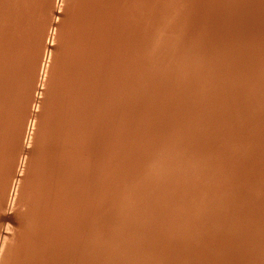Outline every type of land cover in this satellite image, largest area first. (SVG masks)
Here are the masks:
<instances>
[{
	"label": "bare ground",
	"instance_id": "1",
	"mask_svg": "<svg viewBox=\"0 0 264 264\" xmlns=\"http://www.w3.org/2000/svg\"><path fill=\"white\" fill-rule=\"evenodd\" d=\"M57 9L60 10L59 13H57L58 12ZM245 86L249 88L250 90H248V93L244 95H240V100L233 101V98L231 99V97H229L231 95V92H235V91L238 92L241 89L244 90L243 88ZM263 87H264V0H0V198L5 195L7 197L6 199L8 198L10 199L9 196H11L12 204L15 205L19 209V211L22 212L20 214L18 211L17 212L13 211L14 212L13 214L16 215L15 213H18L17 214L18 216L22 214L26 215V213L29 212L32 208L36 209L37 207H34V205L35 206L43 205L42 207L44 209L41 207L43 210L39 207V209L42 210L43 214L41 211L39 212H41V215L43 216L41 217L40 214L37 215L36 213V216H39L41 218L36 217L32 219V220H35L36 222V219L39 218L40 221L37 219V224L39 222L40 223L43 222V220L45 219V218L43 219L44 214H45L44 212H46V210L48 211L49 209V211L46 212V214L48 215L45 216L46 220L48 219V223L45 224L46 222H43L44 226L39 223L38 225L39 226L41 225V228L39 229L37 228V225L35 222L32 223L33 221H31L32 224L30 223L31 224L30 226L28 225V222H30L31 220L29 219L30 217H28L27 224H26L25 219H27V217L25 218V216L23 215L25 218L23 219L24 220L23 222H25L26 227H29L30 229V227L35 224V226L32 227V229H30V231L33 233V234L31 233L32 236L36 234L34 233V231H32L34 228L38 229V232L40 231V234L41 232H43L44 234L45 230L48 228L47 225L49 223H50V226H53V227L54 226L56 227L58 224H60L61 228L57 226L56 229L59 227L58 229H62L65 231V229L62 228V225H61L62 222L60 223L59 221H57V224H55L57 216L59 217V215L62 213L60 212L61 210L63 211L66 209V208L62 209V207L63 208L65 207L66 205L65 203L69 202L68 203L69 205H66L67 207L66 210L68 212L70 211V213L74 212L76 208L77 209L79 208L77 207V202L76 201H75L76 203L74 202V204L76 205L75 206L73 202L71 201V198L72 199L75 198L77 199V201L79 199L78 201V206H79L82 203H83L82 205H85L86 203L89 202V201H87L86 203L83 202L84 199L80 198V196L82 197L83 194H84L83 195L84 198L87 197V194L89 192L91 193L88 194V197L92 193L94 194V195L92 194V196L93 197L95 196L96 191H94L95 193L91 191L92 190L91 188L95 186V184H93V182L91 183L90 181L92 179L95 181L94 179L95 177L93 173H95V170L96 171L100 170L98 168L101 167L102 161L103 162L106 161L107 163H109L107 166L108 167L107 169L109 170L108 172L111 171L109 169L110 166H113V165L117 166L119 163H121V161L124 162L123 159L126 160L125 163H127V160L128 161L130 160L132 162L141 161L138 163H140V166L141 165L144 166V168L140 169L142 171L143 169H145V166L147 167L145 163L148 162L147 163L148 166L155 169V171L157 172L156 174H160V176L162 175V177H160L162 179L159 178L160 179L159 182L162 183L163 181V184H165L164 181H167V179H164L163 176L167 175L168 172L170 171V170H166L167 168L165 169V167L171 168L168 165L166 166V164L171 162L170 165L172 166L174 165V162L177 163L179 161H180L179 163L182 164L181 161H184L185 159L183 156L184 152L186 154L188 152L192 153L190 156H189V153L187 155L190 158L189 161L191 160L194 161L191 164L192 168H189L192 171L190 170V171H185V172L194 171L196 173V171H200V166H202V163H205V162L201 163V161H204L206 159H210L213 162V164H217V165H219V163L224 160L228 161V158L227 159L225 158L224 160H222V158L219 157L218 156L219 154L216 152L215 154L216 155L218 154L217 156H215L214 154L210 155L207 149L209 150V148L213 146L216 148H220L219 151H222L220 146H222V148L223 146H228V147H224V149L229 148L233 145V142L235 143V140H239L238 142H240V144L237 142L239 145H236V146L237 148H240L241 150L240 155L242 156L238 157L237 155L239 154H235V153L236 152L239 153V152L236 151L235 148L233 147L236 152L235 153L232 152L233 148L232 149L229 148L230 149L229 151L226 149L227 152H230L231 150L232 151L230 155L227 154L225 156L226 151L223 150L224 157L228 156L229 158H231V156L234 155L235 157L237 156L238 158L242 157V159H244L243 161H241L242 159L241 160L237 159L241 162H244L247 160L248 163L249 161L250 162L254 161L253 163H256L255 161H258L257 163L260 162L262 164L261 165L259 164L257 166L256 165L257 163H256L254 166H257V167L254 168V166H250V163L249 165L248 163H244L242 165V163L238 161L242 167V168L240 167L241 168L240 171L238 170L239 166L236 171H230L228 169L229 167L227 168V166L230 165V160L232 162V159L234 156L231 159H229L228 164L227 162L225 163L227 166L225 165V168L222 166V169L225 170L227 168L229 171L226 170L228 171L226 174H224L225 171L224 172L222 171L224 174L222 179L219 178V175H218L217 179L218 178L221 179L220 180L221 184L219 185L220 187L219 186L214 187L216 188V190L220 188L217 192L218 194L216 193V196L218 198L217 202L220 201L221 206L215 207L214 205H216L217 202L214 203V199H213L214 197L213 198L209 197L213 199L214 205H212V203L209 202V205L207 204L208 211H209V213L206 214L207 217H204V218L201 217V219H199L200 221L204 219L203 220L204 224L202 223V221L201 222L199 221L202 224L201 226L199 224V228L200 227L201 228L197 229L198 230L197 233L195 232L197 235L196 236L197 238L195 236L194 238L196 239H193L192 237H190L188 241H185L187 242L185 243V245H183L184 243L182 244L181 242L180 243L182 245H180V243L177 244L176 242H179L178 240L177 241L174 240L175 241V244H174L173 241L171 240L172 241L171 243L174 246L171 248H174V250H171V248H168V249H170L174 253L184 252L188 249V252H190V255L192 256V261H193L192 262L190 260V262L196 263V264H264V208H262V210L258 209L259 208L258 206L260 205L261 207V203H262V201L258 202L259 198L258 199L256 198L257 204L259 203V205L257 206L258 207L257 209L261 211L252 212V210H255L256 208V207L255 208L253 207L254 209L252 208V206L256 204L255 198L253 199V197L254 196L257 197V195L260 194L262 191L264 192V94H262L264 93ZM233 97H235V95ZM237 98L238 96L235 99ZM244 111H246L247 114H249V117H247L248 115ZM243 115H245V117H247L248 119L243 117ZM227 119L229 121L230 120L233 121V123L236 122V124H238L237 126L239 127L238 130L243 129L241 130V132L239 131L242 138L240 136H237L238 132L236 133V131L232 127L233 126V124H231L232 122L230 123L229 121H227ZM225 120L227 121L226 122L227 124L228 122L230 123V126L227 125L228 128L226 127L227 128L226 130L229 129L230 131V128L232 129L230 133H226V134L223 133V134L228 136L229 134L235 133V135L234 134L233 135L236 136V138L233 136H230V137L224 136L223 138L220 136V134L222 135V133L218 134V132L216 131V129L217 130L219 129L220 131L222 127L226 126ZM223 132H225V129L223 130ZM101 135H105V136L101 138L100 137ZM117 135L120 138L117 137L118 139H115ZM238 137L239 139H237ZM243 137H245V139ZM29 138H30L29 140L30 145L33 146L34 148V150H31V149L29 150L34 152V154L33 156L32 155L29 156L30 154L28 155L26 153V155L24 156L23 150L25 148L22 145H24L26 140ZM119 139H121L122 142H120ZM243 139L245 143H243ZM116 140H119L118 144H116L118 146L114 145L115 143H117ZM201 140L205 142V144L202 145L203 147L200 146L202 148L198 149L199 148L198 147L199 144H198L196 150L194 148H193L194 150L192 151L189 149H185L186 147L187 148L191 147V145L188 147L187 145H185V143L188 142L187 143L188 145L190 142H192V144L193 142H197V141L198 142L200 141L199 143H202ZM252 140H255V141H252ZM27 144L25 143L26 146ZM21 147H23L24 149L21 150ZM182 147H185V148H182ZM29 148L31 147L29 146ZM212 148H210V152ZM29 150L27 149L25 151L27 152ZM216 150L213 149V151H216ZM31 151L29 153H31ZM219 151L217 150V152ZM155 154H157L156 156L157 158L156 159L152 158L153 160L150 161L152 155H155ZM99 158L101 159V162ZM147 158H150V160L148 161ZM181 158L182 159L184 158V159L182 160ZM237 160H235L236 163L234 162L232 169H234L235 167L237 168L236 166L237 164L239 165ZM189 161L186 160V162L188 163L185 162V164L186 165L189 164ZM21 163L23 164L24 168L26 166L28 167V169L26 170H29L31 165L33 166V168L34 167L37 168V169L35 168L36 171H34L32 174L28 172V175H27L26 172H24L27 176H29V178H32V175L34 173H35V176L37 175V177H35V184L32 185L31 183L32 185L31 188H27L28 184L27 186L26 185L21 186L20 182L17 183V186H14L16 182H15V178L14 179L12 178L13 173L11 174V172L14 171L16 167L18 169ZM253 163H251V165H253ZM104 164L105 163H103V166L107 165V164L105 165ZM127 164H125L124 166H126ZM134 164L137 165V163H134ZM180 164L177 163V166L175 165V167L179 168ZM120 165L121 167L123 166V164H120ZM203 166L205 167V164ZM206 166H209V164ZM246 166L247 167L250 166L248 167V169L254 168L253 171L250 169L247 170ZM121 167H117V168H121ZM230 167H232V165H230ZM244 167H246L245 168L246 170L243 169ZM128 168L132 169V167H129V166ZM133 168L135 167L133 166ZM208 168H207V171L206 169H203L204 171L207 172L206 173L202 171L203 174L213 175L214 170L211 173H208L209 172L208 170L210 169ZM256 168H258L257 170L258 172H256ZM121 169L123 170L118 171V169H113L112 172L110 173V176H111L110 180L114 181L113 183H115V181L122 179V178L126 179L124 176L127 175L128 177V174L132 172L131 171L129 173L131 169L125 170L124 167H122ZM181 169H184V168H181ZM259 169H261L260 172H259ZM92 170H94V172H92ZM165 170L166 172L168 171L167 174ZM180 170L175 171L174 169V172L176 173ZM216 170L221 171L219 169H216ZM254 170H255V173H259L257 174V176L254 175ZM102 171H104V169H102ZM248 171L253 172L252 173L253 178L259 176L258 178H255V180L257 179L256 184L253 183L255 181L252 180L253 178L251 177V174L250 176L247 175ZM16 172L17 171H14L15 173L14 175H16ZM139 172L137 173L138 175H140ZM151 172L153 173L154 171L150 170V173ZM18 173L19 172H17V174ZM24 173H22V175H24ZM100 173L101 171L95 174L96 177L99 176ZM104 173L103 175H105ZM132 173L134 175L135 170ZM219 173H216V174H219ZM171 174L174 175L172 172ZM177 174H179V172ZM199 174H196V175H199ZM189 175H191V173ZM212 175L211 177L215 178L213 177L214 175L213 176ZM132 176L129 177V180L132 178ZM149 176L151 177V175ZM19 177H21V175ZM183 177L185 176L183 175ZM205 177L207 178L209 177V175ZM81 178L83 179V181H81L82 180ZM103 178L104 176H102L99 179H103ZM134 178L136 179V177ZM196 178L197 177H195L194 179ZM250 178L252 179L250 180ZM78 179H81V180H78ZM98 180H97V183H98ZM146 180L148 182L147 177H146ZM155 180H158V179H155ZM206 180H208V185L206 184V187L209 186V183L211 184V182L212 184H214L213 183L214 181H211L213 179L210 180L209 178ZM206 180H205V183H207ZM78 181H81V182H78ZM103 181L101 180V182ZM123 181H121V183H123ZM177 181L176 183H178ZM249 181H252L253 183L252 185V183L250 182L251 184L250 187L247 186L249 190L251 186L253 187L255 185V187H253L251 192L255 188H257L259 191L261 190L260 192L256 191L258 192V194L256 192L254 194V191L252 192L254 194V195L251 194L253 195V197L251 198L252 201L249 198L251 195H250V192H248V190L246 191L248 192L250 196L248 195V198L245 197L247 196L246 195L247 193H245L246 192L245 189L247 188L244 189V187L246 186L245 184L246 183L248 184ZM17 182H18V179H17ZM136 182L137 181L135 180V182L131 184H134V185L137 184L138 186L139 184L138 182L137 183ZM141 182L142 181H140L139 183ZM171 182H172V179H171ZM186 182L184 180V183ZM107 183H109V181H107ZM124 183L122 184V186L125 187V189L123 187L124 189L123 191L127 192V193L124 192L125 196L122 194L123 191L121 190L122 189L121 185H119L121 187V189H119L120 192H118L119 191L117 187L118 184L116 188L114 185V189H113L115 191L118 190L116 192L117 194L119 193L124 196V197L118 196L119 194L117 195L118 201L121 203L124 202L122 206H120L121 203L114 202V201H117V198H116L117 196H114L116 199L115 198L113 199L111 197L113 196V192L115 193V191L111 192L112 193L111 195L108 194L109 195L108 197H111V199L107 197L108 201L110 199V203L112 205L115 203V204H118L121 208H126V207H123L127 205V204L125 205V199H126V202L129 203L128 197L130 193L128 192H130L129 191L130 188L131 189L133 188V185L132 187H130L131 185L129 186L128 185L129 183H127L126 185H124ZM146 183L144 182L143 184H146ZM173 183L175 184V182ZM99 184L100 183H98V186H95V188L97 187L100 193H102L101 185H103V183H101L100 186ZM109 184L112 185V182ZM109 184H105V185L109 186ZM143 184L142 186L144 187L148 183L146 185H143ZM155 184L156 183H154L153 186L156 188ZM195 184H198V183H195ZM84 185L86 186L84 187ZM105 185H103L102 189H105L104 188ZM165 185L167 187V184ZM216 185L217 183L214 186ZM68 186L70 187L73 186V187L71 189ZM126 186L130 188L127 190ZM154 187L151 188L152 189L151 191H154L153 190ZM112 188L113 187H111V189ZM137 188H133L134 191L132 189L131 192L133 191V194H134ZM147 188H148V185L146 188H143V189L145 190ZM197 188L195 189V191L197 190ZM138 189L143 191V189H141L140 187ZM207 189L209 188H206V191L209 193ZM210 189L211 190L213 189V187L211 188V185H210ZM242 189H244L243 190L244 194L241 191ZM29 190L31 191L29 192ZM66 190L67 192H69V194L72 192L71 194L72 197L69 195L70 198H68L69 196L67 195V193H65ZM93 190L95 189L93 188ZM140 190H137V191H140ZM155 190H156L155 192V195H156L157 188ZM170 190L171 192H173V190L175 189L173 190L170 189ZM105 191L107 192L109 190L107 189ZM105 191L103 195L104 197L102 199L103 202L101 201L100 197L102 196L99 195L100 193L98 194L97 192L98 197L96 196V198L98 199L94 198L96 199L97 202L91 199L92 197L90 195L91 198H88L90 199V203H89L90 207H88V205L87 206L85 205V208H84L81 205L80 207L84 208V210H82L81 208V211L83 212L81 213V211L78 209L80 212H76L77 217L75 216L74 213H72L73 216H75L78 220H82V218H84L83 214L85 215L89 214L90 216H92V214L94 215L95 210L93 209H96V207L98 208L100 206L99 204L100 202L102 203L105 202V199H106L105 196L107 195ZM175 191H177V189ZM195 191H192L193 192L192 195L195 194L194 193ZM158 192H161V191H158ZM164 192L166 191L164 190ZM263 192L262 194H264ZM138 193H141V192H138ZM144 193L150 194V191L149 192L144 191ZM133 194L132 196L134 197ZM151 194L154 195V193L152 192ZM174 194L176 195V193ZM161 195H164V194L160 193L158 197H160ZM171 195L172 194H170L169 196L168 202L170 201ZM212 195L215 196V192ZM242 195H245L243 196L244 198L241 197ZM34 196H37V197L35 198ZM50 196H52L53 199L50 198ZM56 196H58L57 199L55 198ZM135 196H137V194ZM140 196H142V193ZM205 196L207 198L208 194H205ZM42 197L45 199V202L47 201L48 203L49 201L48 204L46 203L47 205L43 204L45 202ZM62 197L66 198V202L64 203L62 202V201H65V199H63ZM121 197L123 198L121 199ZM197 197L199 196L197 195ZM202 197L204 198V196L201 194V198ZM261 198L264 199V197H261ZM58 199L60 202H62L61 204L64 205L62 207H59V210L57 209L56 206L53 205L54 203L59 205L60 202L58 201ZM112 199H113V203H112ZM138 199H136V201H138ZM140 199H143V198H140ZM239 199L240 201H243L242 202L243 207H244L243 210L241 209L242 207L239 202ZM244 199H245V202H247V199H250V201L255 202V204L248 202V204L246 203L247 205L245 207ZM51 201L53 202L55 201V202L53 203ZM80 201H81V204H79ZM152 201L154 202L153 198H152ZM152 201L150 202L152 203ZM161 201H163V198L161 199ZM176 201H178V199H176ZM176 201L174 203H176ZM205 201L206 199H204V201H202L201 199V202H205ZM9 202L7 201V203ZM50 202L52 206L50 205ZM92 202L94 203L95 206H93ZM134 202L135 201H133V205H134ZM147 202L149 203V201ZM171 202L173 203V201ZM105 203L102 204L100 207H102L103 205L104 207H106L107 205H105ZM131 203H132V199H131V202L129 203L130 207L133 206ZM145 203L146 202H144V204ZM161 203L162 205L158 202V204L161 205L162 207L167 206L166 203H165L166 205L163 202ZM193 203L195 202L193 201ZM220 203L217 204L216 206L220 205ZM263 203H262V207H264ZM70 204L73 205V207L72 206L69 207V209L71 210H68V206H70ZM191 204L192 203H190V205ZM210 204L212 207L214 206L213 208H216L215 210L211 208L213 210L211 212H210L211 209L209 210ZM249 204L252 206H249ZM91 205L95 208H93ZM190 205L189 207L187 206L188 209L190 208ZM108 206L110 207L111 205L109 204ZM248 206L249 208H247ZM45 207L46 208L49 207V208L46 209ZM52 207L53 209H56L57 211L51 210ZM100 207H99L100 210L97 209L96 211L98 212L96 213H99V211L100 213L101 211H105L107 213V211L109 210V207L107 208L108 210L104 207H102L103 209ZM137 207L138 209L141 208L138 205ZM4 208L3 207L1 208V203H0V210L3 211ZM72 208L75 210H73ZM133 208L136 210V206H133L132 208H130V210ZM154 208H152L153 212L157 211L158 213L159 211L157 209L159 207L156 206V209ZM245 208L247 210L250 209V211L248 212ZM150 209H147V210L150 211ZM111 210H109L110 215H113L114 213L111 214ZM204 210L199 211L197 209V211L196 210L195 211L196 212L199 211V213H201V212H204ZM2 211L0 212L3 213ZM51 211H54L52 213L57 214V215H53L52 213L50 215ZM67 211L66 212L63 211L64 214H66V216L70 214V213L68 214ZM123 211L125 212L124 209ZM123 211H122V215L124 214ZM160 211L164 212L165 209L163 211L160 209ZM166 211L165 213L167 212L168 214L171 213V212L169 213L170 210H168L167 212ZM175 212L173 211L174 214H176ZM181 212H183V209ZM187 212L192 214V212L190 211H187ZM5 213H6V209H5ZM5 213H3V215ZM7 213H10V211H7ZM33 213H35V211H33ZM78 213L82 214L81 215L82 218L80 217V214L78 216ZM103 213L100 214L101 217ZM139 213H137L136 215H138ZM205 213L203 215H205ZM72 214H70L71 217H73ZM52 215L56 216L54 218L55 219L54 223H53L54 219L52 220V223L55 225H51V222H49V220L51 221V219L53 218L51 217ZM100 215L95 214V217L99 218ZM143 215L145 216L147 215L146 211H145V214ZM150 215L151 213L149 214V216ZM180 215L182 216V214ZM31 216H33V214H31ZM48 216L51 219L47 218ZM66 216L63 215L64 218L62 216L58 218L59 220L61 217L63 218L64 226L67 225L65 221L71 218L70 217L66 219ZM126 216H128V214ZM126 216L123 215L122 218H126ZM160 216H159V219H160ZM167 216L169 217V215ZM167 216H165V219H164V216L163 217L161 216V218L166 220ZM196 216H198V214ZM85 217L86 219L82 220V222L84 221L83 223H81V221L79 222L77 219L74 220L73 218H71L74 221H78L79 222L78 224L79 225L81 224V227L77 224V222L73 223L74 221L70 220L69 229L71 227L70 226L71 222H72V225L77 224L78 227H80L81 229L85 228V230L88 229V228L86 229L87 222L85 223V221H87L88 219L89 221L91 220L90 222L93 224L92 225L88 221L91 228H93L95 222H97L96 224L98 225L101 222L100 221L101 218L100 220L96 218V220L98 219L96 221L94 220L95 219L94 216H92L93 218L92 217L87 218V215ZM106 217L104 218L102 217L103 220H106ZM108 217L107 219L109 223V220H111V217L109 215ZM135 217H138V216H135ZM175 217L179 218L178 216H175ZM175 217L173 218L175 219ZM189 217H191V215ZM199 217H197V219L193 218V221L191 220L192 222H190L189 220V222L193 223L194 221H196L198 223L197 220ZM157 218L155 216V219ZM173 218L171 217L168 218L167 222L170 219L174 220ZM20 219L21 217H19V219L17 220L20 221ZM92 220H94L95 222H93ZM112 220L111 222H114V221L116 222V220L114 221ZM123 220L124 219H122L121 221ZM164 220L162 222H164ZM177 221H179V219ZM102 223H104V221ZM114 223L112 224L114 225ZM120 223L122 224V222H119L117 225V227L119 226L118 227L119 231L121 230L119 229L121 228L119 225ZM123 223L128 224L129 221L127 223L126 221ZM136 223H140V222L136 221ZM161 223L159 224L161 225ZM1 224H3V222ZM4 224L0 228L1 231L4 228V226L5 227L7 226ZM84 224H86L85 225L86 227H83ZM112 224H109V225H111L112 227ZM146 224L147 223H145V226ZM166 224L165 225L163 224L164 226L162 227L166 228ZM193 224L191 227L192 229H193V226L196 227L197 225V224L196 225L195 224L193 225ZM172 225H173V222H172ZM22 226H23L22 228L23 232L21 229L20 231L22 233L16 234V236L18 239L19 235L23 234L24 236L22 235V237L25 240V238L27 239L29 238V235L28 237L26 235L29 231L26 233L28 228H26L24 224H22ZM74 226L75 225H73V227L71 228V232L69 231V233L73 234L75 228H76L75 230L77 229L81 230L80 228H77L76 226L74 228ZM134 226H137V224ZM158 226L159 225H157V227ZM42 227L43 228L45 227L46 229H43L42 231ZM53 227H50L49 229H52ZM67 227H64V228L68 230ZM129 227H132L130 226V223H129ZM139 227H144V226H141L139 224ZM151 227L153 226L151 225ZM154 227H155V230H154L153 239L156 238L155 236V234H157L156 231L158 232L162 228V227L159 228L160 227L159 226L158 227L159 230H158L156 228V224L154 225ZM9 228L8 230H12ZM13 228H14L13 230L14 233L13 232L12 233L14 234V237L13 236L11 237H13L15 241H17L15 238V232H16L15 228L17 230L21 228V226L19 228L18 227H13ZM91 228L89 227V229ZM95 228L98 229L96 232L101 230L100 227L97 228L96 226ZM135 228L133 232H136ZM49 229H47L48 232L49 231L50 233L55 232L54 229H53L54 231L52 230V232ZM115 229L116 228H114L113 230ZM139 229L137 228V231ZM150 229H153V228H150ZM180 229L182 228L180 227ZM24 230L26 234L24 233ZM47 230H46V233H47ZM93 230L94 229L87 230V231L92 232V233L89 232L88 234L90 235L91 233L92 235L95 232V230L94 232ZM144 230H146V228ZM164 230H167V229H164ZM20 231L17 230V232H20ZM66 231L64 233L66 234V236L68 235L67 237H69L68 238L69 240L73 238L74 243L72 239L69 242L68 239L63 238V236H61V238L60 236H58L60 240L59 238L57 240H59L60 242L59 243L56 242L55 241V239L57 238V235H56L57 231H56L55 234H51V235H55V238L52 236V239L54 238L53 241L56 242L58 246H55L57 248H53L52 249L53 251L52 252L50 251V253L55 254V255L59 254L58 256L63 257L65 255H62V254L60 255V253L66 254V252L69 250H70L69 252H73L75 249L77 248L80 249L79 247L82 246L81 249L83 250L80 249L81 251H84L86 249L89 252H87L88 255L86 252H84L86 253V258H85V254L83 252L81 253V251H79L80 252L79 255L81 256L82 254L84 259H86V263L91 264L90 262L93 261L92 259L94 258L91 254L93 253L95 254L97 250L98 251L96 254H98L100 250V249H97L96 251L94 250L95 252L93 251L94 247L96 246L97 248L99 247L98 244H95L94 240L97 239L99 243H102L104 241L101 242L99 240L100 237L99 238L96 237L98 236L95 234L96 232L94 233L96 235L95 236L96 238L93 236L95 239L91 241V242H94L93 243L95 244L94 247H93V244L90 245L91 244L90 241H87V242L85 241L84 244L90 243L89 245L92 246L91 248L92 253H91L90 252L91 249H89L90 246H88L89 248H83V245L81 243L82 241H84L83 239L87 235L86 234L87 231L83 232L85 236H82L83 234H80V231L79 232L76 231L77 233L81 235V237L79 236L81 238V241L79 243H77L79 240H77V242L75 240L77 238L80 239L79 237L77 238L75 237L74 239V236H76V232H75V235L70 237L71 235L68 234V231L66 233ZM129 231H131V229ZM172 231L173 230H171V233ZM189 231L190 229L187 232ZM58 232L60 233V230ZM101 232L103 231L101 230ZM133 232L131 231V233ZM148 232H149V229H148ZM164 232H168V230L163 231V233ZM190 232L189 234L190 236H192L193 233L191 235ZM2 233L3 232H1L0 235ZM61 233L63 234V232ZM6 234H8V232ZM37 234L39 235L38 239L33 238V237L32 239L33 240L36 239V240L33 241L31 238L30 239H31V242L33 241V242L40 244L41 237L39 233ZM37 234H36V237H37ZM43 234H41L42 239H43L42 241H44L45 244L42 243V241L41 243L43 244V246L44 245L46 246L47 239H45L46 240L45 241L44 238H48L47 235L49 234L48 233L45 235ZM112 234H115V232L113 233L112 231ZM128 234H126V236ZM133 234L135 235L136 233H133ZM116 235L118 237V234ZM184 235H187V234H184ZM100 236L102 237V235ZM123 236L125 237V235ZM135 236H136V239L140 238V237L137 238V234ZM143 236H146L145 233H143ZM147 236H149V233ZM151 236L153 235L151 234ZM159 236L157 237L158 240L161 241V239L164 238L168 243V239L163 237L164 235H162L163 238L161 239H159L160 238ZM106 237L104 239H106ZM112 237L113 236H111V238ZM6 238H7V235H6ZM62 238H63V241H62ZM91 238L92 237H90V239ZM120 238L122 239V237ZM133 238L131 239L133 240ZM20 239L23 241L22 238ZM107 239L109 238L107 237ZM113 239L115 241L116 237ZM128 239L125 240L124 238L123 241H127ZM136 239H134L133 241H136ZM14 240H12L13 244L14 243L16 244ZM149 240L150 242L152 241L151 239ZM25 241L27 243L29 241V244H31L29 239L28 241L27 240ZM98 241L96 242L98 243ZM163 241L164 240H162L161 244L158 243L160 247L161 245H164ZM48 242L50 241L48 240ZM75 242L77 245H79L77 248H76L77 245H75ZM109 242L107 244V247L110 245ZM118 242L120 244V241ZM118 242L116 243L114 242L115 245L113 244L112 245L116 247L118 246L117 245ZM137 242L138 240L136 241V243ZM142 242L139 241L138 243L141 245ZM36 243H34V245L32 244L34 246V249H33V246L31 247V245H27L28 247L26 246L30 251L28 249L26 250L32 253L31 249H33L34 253L29 254V253H26V250H25V253L28 256L30 255L29 258L24 256L25 259L30 260L35 254L36 255H38V253L40 254L41 251L35 252L36 247H39V244L37 245ZM144 243L142 244L144 245ZM148 243L147 242L145 243V247H146V244L148 247H150ZM153 243H156V242H153ZM13 244L11 243L10 239H5L2 242H0V264L5 263L3 262L5 259H8L7 261L8 262L10 261L9 263H12V264H15L16 262L20 264L21 261H22V264L25 263L23 262L24 261L23 257L21 258L22 259L21 261L19 259L23 253L22 249L24 247L22 248L21 246V251H20V250H17L18 245L15 248L16 245H13ZM23 244L26 245V243H23ZM128 244H129V241H128ZM139 244L136 246L138 250L140 249L138 253L140 252L143 253L144 251L142 252L141 250H143L145 247L142 249L141 246L143 245L139 247ZM169 244L170 243H168L167 245L165 244V245L168 246ZM51 245L49 244V246H46L47 248L45 247V249L48 250V248ZM99 245H102V244H99ZM121 245H119L120 249H121ZM154 245H151V247H154ZM11 246L16 249L15 250L16 252L18 251L16 254V252L13 250V252H15L17 256H14L15 254L12 252V249L10 250V248H12ZM124 246L127 247L126 245ZM40 247H41V244H40ZM104 247L106 248L105 245ZM104 247L103 249H101L103 250L102 252H104ZM148 247H146L145 250ZM160 247L157 248V251L160 249ZM51 248L52 247H50L49 250ZM132 248H135V247H132ZM41 249L44 250V247H41L39 249L37 248L36 250H41ZM110 249L112 250L113 248H110ZM150 249H147V250H150ZM47 250H44V251H47ZM77 250H76V253H77ZM154 250H153V253H155ZM105 251L106 253L104 254L107 255V250ZM124 251L126 252L127 249ZM163 251H168L169 254L170 253L173 254L169 250H163ZM69 252H67V255L69 254ZM136 252L137 251L135 250V252L133 253L134 256ZM45 253L46 252H44L43 254L45 255ZM50 253L48 252L46 254V258H49L48 255ZM111 253L112 251H110V254ZM113 253L116 255L114 251ZM130 253H127L128 254L127 256H129ZM184 253L187 254V252H184ZM43 254H40V257L38 258L39 259L42 258L41 255L43 256ZM71 254L73 255V253ZM110 254L108 253V256ZM166 254L168 253L166 252ZM36 255L34 257L37 258ZM55 255L54 256L51 255V257L55 258L57 256ZM79 255H78V258H79ZM89 255L92 257V259ZM101 255L103 254L101 253ZM145 255L146 253L143 256L142 255L141 256L145 258ZM148 255L151 256L150 252ZM148 255L146 257H148ZM157 255L159 254H155L156 257ZM161 255L163 254H161L160 252L159 257H161ZM173 255L179 256L180 254H173ZM68 256L70 257V254ZM114 256L112 257V260L113 258H115ZM119 256L120 255L118 254V257L116 258L118 259ZM134 256L130 255V257H132L131 259H134L133 258ZM138 256L140 255L138 254ZM138 256L135 259L136 261L138 259ZM174 256H172V259H171L172 264L175 263L176 261V260H173ZM178 256H177V259H178ZM191 256L189 257L191 258ZM44 257L42 258L44 261L41 259L43 261L42 264L46 263L49 260L47 259L46 261ZM83 257H81V259L79 260H82ZM88 257L90 258V262H89ZM98 257L99 256H97V258L95 257L96 264L98 263L96 262V260L98 261V259H100V257L99 258ZM110 257L109 259H111ZM153 257L151 256V258ZM156 257L154 259L155 260L154 262H156L157 260ZM186 257H183V260L186 259ZM54 258L53 260L50 258L52 261L49 260L48 263L50 261L54 262L55 260ZM63 258H61L62 259L61 264H65V260ZM74 258L75 257L73 256V260L70 261L71 263H73L72 261H74ZM125 258L126 257H124L123 259ZM61 259L58 257V260L57 261L55 260V263L56 262L58 263L59 261H61ZM102 259L104 261L105 257H103ZM12 260L15 263L12 262ZM41 260L36 261L35 259H33V261H35V263L37 264H41ZM77 260L75 262L76 264L79 263L77 262ZM112 260L110 262H112ZM158 260H159L158 262H160V258ZM164 260L165 261L167 260L166 262L170 261V259H164ZM67 261L69 260H66V262ZM115 261L117 262V260ZM115 261L113 263H115ZM133 261L134 260H132V263ZM178 261H180V258L178 259ZM28 262L29 261H27V263ZM82 262H85V260H82ZM127 262L129 263V260ZM139 262L141 261L139 260L138 263ZM145 262H146V259H143V263ZM166 262H163V263L165 264ZM190 262H188V264ZM35 263L33 262V264ZM86 263H82V264H86ZM95 263L93 261L92 264H95ZM128 263H125V264H128ZM177 264L179 263L177 262Z\"/></svg>",
	"mask_w": 264,
	"mask_h": 264
},
{
	"label": "rangeland",
	"instance_id": "2",
	"mask_svg": "<svg viewBox=\"0 0 264 264\" xmlns=\"http://www.w3.org/2000/svg\"><path fill=\"white\" fill-rule=\"evenodd\" d=\"M57 11H58V12H57ZM57 11H56V12L59 13L60 10L57 9ZM263 88H264V87H263ZM263 88H262V89H263ZM243 89H244V90L241 89V90L238 91V92H237V91H235V92H231V95H230L229 97H231V99L233 98V101H235V100H240V95H244V94L248 93V90H250V89L247 88L246 86H245ZM245 89H247V90H245ZM263 90H264V89H263ZM243 91H244V93H243ZM235 93H236L237 95H236ZM262 94H264V93H262ZM234 95H235V97H233ZM237 96H238V98L235 99ZM246 108H247V107H246ZM247 109H248V108H247ZM248 110H249V109H248ZM248 110H246V111H248ZM246 111H244V112L247 114ZM242 113H243V111H242ZM247 115H248V116H247ZM247 115H246V116L249 117V114H247ZM243 117H245V115H243ZM247 117H245V118H247ZM247 119H248V118H247ZM227 121H229V120L227 119ZM227 121L225 120V125H226V126L223 125V126H225V127H222L223 129L221 128L222 132H221V130L219 131V129H218V130L216 129V131L218 132V134L222 133V135L220 134V136L223 137V138H224V136H227V135H225V134H226V133H230V131H231L232 128L229 127V128H230V131H229V129H228V130H226V129L228 128V126H230V123L232 122L231 124H233V126H232V125H231V126H232L233 129L236 131V133L238 132L239 135L237 134V136H240V137H241L240 132H241V130H243V129H239V130H238L239 127L237 126L238 124H236V122L233 123V121L230 120V121H229L230 123L228 122V124H227V123H226ZM115 122H116V121H115ZM237 123H238V122H237ZM234 124H235V125H234ZM227 125H228V126H227ZM234 126H235V127H234ZM236 126H237V127H236ZM226 127H227V128H226ZM224 129H225V132H223ZM236 129H237V130H236ZM216 131H215V132H216ZM227 131H228V132H227ZM239 131H240V132H239ZM223 133H225V134H223ZM216 134H217V133H216ZM233 134L235 135V133H232V134H229L227 137L233 136V137L236 138V136H234ZM242 135H244V134H242ZM103 136H105V135H101L100 137L102 138ZM245 136H246V135H245ZM117 137H118V135L116 136L115 139L120 138V137H118V138H117ZM227 137H226V138H227ZM241 138H242V137H241ZM243 138L245 139V137H243ZM237 139H239V137H238ZM244 139H243V143H245ZM29 140H30V138L27 139L25 143L27 144V143L29 142ZM119 140H120V142H122L121 139H119ZM119 140H116L117 143H115L114 145L118 144ZM202 140H203V139H202ZM202 140H201L202 143H199L200 141H199V142L197 141L198 143H197V142H193V144H192V142H190L189 145L187 144V143H188V142H187V143H185V145H187L188 147L191 145V147H189V148H187V147H186V148H185V147H182V148L189 149V150L192 151V150H194V149L196 150L197 145L199 144V146H198L199 148H198V149H200V148L203 147L202 145L205 144V142H203ZM233 140H234V139H233ZM249 140H251V139H249ZM238 141H239V140H235V143H237ZM252 141H255V140H252ZM25 143H24V145H22L25 149H24L23 147H21V150L24 149V150H23V155L25 156L26 153H27L28 155L30 154L29 156H31V155L33 156L34 152L31 151V150H34L33 146H31V145H30V142H29V143L27 144V146H28V147H27V146L25 145ZM235 143L233 142V145H232L231 147H229V148L232 149V148L234 147L235 150L238 151L239 153H237V152L234 150V148H233V151H232V150H231V151L234 152V153L236 152L235 154H239V155H237L238 157H239V156H242V155H240V152H241L240 148H237V146H236V145H239L240 142H238L239 144H238V143L235 144ZM243 143H242V144H243ZM182 144H183V143H182ZM194 144H195V145H194ZM121 145H122V144H121ZM121 145H119V146H121ZM185 145H184V146H185ZM29 146H30L31 148H29ZM116 146H118V145H116ZM193 146H194V147H193ZM200 146H202V147H200ZM235 146H236V147H235ZM212 147H213V146H212ZM212 147H210V148H212ZM220 147H221L222 151H219L220 148H216V147H213V148L211 149V152H210V148H209V150L207 149V151H209L208 153H210V155H211V154H212V155L214 154L215 156H217V155L219 154L218 156L221 157L222 160H224L225 158H226V159L228 158V161H225V160H224V161H222L223 163L220 162V163H222V164L219 163V165H217V164H213V162H212L210 159H206L207 162H208V161L211 162V163L208 162L209 166H206V165H208L207 162H206V160L201 161V163H202V162H205V163H202V166H200L201 163H200V165H199V166H200V171H201V172H200V171H196V173H195L194 171H193V172H185V171H190V170H191V169H189V168H192V165H191V164H192V162H194L193 160L189 161L190 158H189L188 155H187L189 152H188L187 154L184 152L183 156H184L185 159L183 158L184 161H181L182 164L179 163L180 161L177 162L178 164H180V166L183 165L182 167H180V166L178 165L179 168H176V167H175V165L177 166V163H176V162H174V165H172V166H174V167H172V166L170 165L171 162H170V163H167L166 166L168 165V166H170V167L172 168V169H171V168L165 167V169L167 168L166 170H170L169 172L167 171L168 174H167V172H166V170H165V172H166L167 175L163 176V178H164V179H167V181H168V183H167V181H164V183L167 184V187H166L165 184H163V181H162V183L159 182L160 179H162V178H160V177H162V175L160 176V174H156L157 172L155 171V169H153L152 167H149V166H148V164H147L148 162L145 163V165H147V167L145 166V169H143V171H142V170H140V169L144 168V166H142V165L140 166V163H138V162H141V161H138V162L133 161L134 163H137V165H135L132 161H130V160L128 161V160H127V163L129 164V165H128L127 163H125L126 160L122 158V159L124 160V162L121 161V163L118 164L119 166H118V165H117V166H116V165L110 166L109 169H110L111 171L108 172L109 170L107 169V168H108L107 166H108L109 163H107L106 161H104V162L102 161V162H101V159L99 158V160H100V162L102 163V165H101V167L98 168V169H100L99 171H98V170H97V171L95 170V173H93V174H94V177H95L94 179H95L96 182H95L93 179H92L93 181L91 180L90 182H91V183L93 182V184H95V186H98V183H100V184L103 183V185H105V184H109V183L112 182V185H113V186H112L111 184H109V186L107 185V186H108V188H107V186L105 185V187H104L105 189H102V188H103V185H101L102 188H101V187H99V188H101V191H102L103 194L100 193V191H99V189H97V187L95 188V186H93V187L91 188V189H92L91 191H92V192L96 191V193L94 192V193H95V196H94V197L92 196L93 193L90 194L92 198L90 197V195H89V197H88V194L91 193V192H89V190H88L89 193L87 194V197L85 196L87 199L83 197L84 194L82 195V197L80 196V198L84 199L83 202H85V203H86L87 201H89L88 203H86V204L84 203V204H85L86 206L88 205V207H90V206H89V205H90V204H89V203H90V199H88V198H91V199H93V200L96 201V199H98V198H96V196L100 193L99 195L102 196V197H100V198H101V201H102V199H103V197H104V196H103V195H104V191L108 189L109 191H107V192L105 191V193L107 194V195L105 196L106 199H107V201H106V199H105V202H106V203L104 202L105 205H107V206L104 207V205H103L102 207H104V208L107 209V208L109 207L108 205L110 204V205L112 206V208H111V206H110V207H109V210L113 209V210H111V214H112V213H114V214H113V215H110V212H109L108 209H107V210H108V211H107L108 214H107L105 211H101V213H100V211H99V213H96V212H98V211H96V210H97V209L100 210L99 207H100L102 204H104V203H102V202H103V201H102V202L99 203L100 206H99V204H98V206H99L98 208L96 207V209H93V210H95V211H94L95 213H94V215L92 214V216L95 217V214L100 215V214H102V213L104 212L103 215H102L103 218L106 217V216L108 217V215H109V216L111 217V220H112V219H113L112 221L116 220V222L114 221V222H115V223H114V222H111V220H109V223H108V219H107V217H106V220H103V218L101 217V215H100L99 218H98V217H95L94 220H96V218H98V219L100 220V218H101V220H100L101 222L99 221L100 224L104 221V223H102L101 225H100V224L98 225V224H96L97 222H95L94 220H92L93 222H95L97 228L100 227V229L103 231V232H101V230H100V231H98V232H99V233H98V232H96L98 229L95 228V227H96L95 224H94L95 227L93 226V228H91V226L89 225V222H90L91 220L89 221V219H88L87 221H85V223L87 222V225L84 224L83 227H86V226H87V227H86V229L88 228L87 230H91V229H94V230H95V229H96V230H95L96 233L94 232V230H93V232H94L96 235H98V236H96L94 233H93L94 235H93V234L91 235L92 232H91V231H87V230H85V228L81 229V228H80V227H81V224L79 225L78 223H79L80 221H81V223H83L84 221L82 222V220H83V219H84V220L86 219V217H85L86 215H87V218H90V217H92V216H90L89 214H86V215L83 214V215H84V216H83L84 218L81 217V215H82L81 213L83 212V211H81V208H82V210H84L85 205H82L83 203L81 204V201H80L79 204H81L84 208H83V207H80L81 205L78 206V201H79V199H78V201H77V199L73 198V199H74V201H73V199L71 198V201L73 202V204H74L75 201L77 202V207H79L78 209L81 211V213H78V216H79V214H80V217L82 218V220H78V219L76 218V217H77V215H76L77 213H76V212H80L77 208H76V210L72 208L73 210H75V211L72 212V213H74L76 217L73 216V214L70 213V211L68 212V211L66 210V209H67L66 205H69V204H68L69 202H68V203H65L66 205H65V207L63 208L62 206H64V205H62L61 203H62V202H63V203L66 202V198H64V197H65V196H64L65 193H67L68 196H69V195L71 196V194H72V192L69 194V192H67V190H66L65 193H64V195H63L64 197H62L63 199H65V201H62V199H61L62 202H60L59 199H58V201L60 202L59 205H61V206H59V205H57V204L54 203V202L56 201V199H57L58 196L55 197L56 199H55L54 202H53V201H51V202L54 203L53 205L56 206L58 210H59V207H62V209H65V208H66L65 210L68 212V214H69V213L72 214V216L75 217V218L71 217V215L69 214L70 217L73 218L74 220L77 219L79 222H78V221H74L73 219H71V218L69 217V215L66 216V214H64V212H66V211L63 210V211H64V212H63V211L60 209V210H61L60 212H62L63 214H62V213H61L60 215L58 214L59 217H60V216L63 217V215H64V216H66V219H67V218H70V219L66 220V221H68V222H66L65 219H64L65 223L67 224V225L65 224L66 226H64V224H63V218H64V217H63V218L61 217V218H60L61 221H60V220L58 219L59 217L57 216V218H56V223H55V224H57V221H59L60 223L62 222L61 225H62V228L65 229V231H66L67 229L64 228V227H67V226H68V227H67V228H68L67 231H68V234L71 235L70 237H72L73 235H75V232H76V231H78V232L80 231V234H83L84 231H85V232L87 231V232H86V234H87L86 236H85V234L82 235V236H85V238L82 237V238H84V239H83L84 241L81 242L82 245H83V248H89L88 246L92 245V244L95 242V244H98L99 247L101 246L100 248H99V247L97 248V246L94 247L95 244H93V247H94V248H93V251H94V250L96 251L97 249H100V250L103 249V247H104V245H105L106 248L104 247V252H102L103 250H101V252H100V250H99L98 254H96L97 251H98V250H97L96 252L94 251L96 255H95L94 253L91 254V255L94 257L93 259H92V257L89 255V256L91 257V259L94 261V263H95V257H96V258H97V256L100 257V259H98V261L96 260V262H98L97 264H99L100 262H101L100 264H102L103 262H105L106 264H107V263H108V264H109V263H110V264H111V263H112V264H115V263L117 264V262H118V264H119V263L121 264L122 261H123L122 264H125V263H128V262H127L128 260H129V263H131V264H139V263H140V264H141V263H142V264H145V263H146V264H149L150 262H152V263H150V264H154V263H155V264H164L163 262H166V261H167V260L165 261L164 259H170V261H169V262H166L165 264H169V263L172 264V260H171V259H172V256H174L173 254H180L179 256L177 255V256H178V259L180 258V261H178L177 256L175 255L174 258H173V260H176V261H175V263H173V264H177V262H178L179 264H188V262H190V260L192 261V256L190 255V252H188V249H187L186 251H184L185 249L183 250L184 252H187V254L184 253V252H177V253H174V252L171 251V250H174V248H171V247H174L173 244H172L171 242L173 241V243L175 244V241L178 240L179 242H176L177 244H179V243L181 242L182 244L184 243L183 245H185V243H187V242H185V241H188L190 237H192L193 239H196V238H197V237H196V236H197L196 233L198 232L197 229H200V228H201V227L199 228V224H200V226H201V224L203 223V220H204V219H202V220H201L202 223H200L201 221H200L199 219H201V217H203V218H204V217H207L206 214L209 213V211H208V207H207V206L209 205V202L212 203V205H214V203L217 202V199H218V198H217V196H216V193L218 192V190H219L220 188H218V189L216 190V188H214V187H218V186L221 184V181H220V180L222 179V177L224 176V174H226L229 170H230V171H236V170L238 169V166H239V169H238V170L240 171V169L242 168L240 163H242V165H243L244 163H248L247 160L244 161V162H241V161L244 160V159H242V157H241V158H238L237 156L235 157L234 155H232L231 158L234 156V157H233L234 160L232 159V162H231V160H230V165H232V167H230V165L227 166L225 163L227 162V164H228L229 159H231V158H229L228 156H227V157H224L223 153H224V151H226V149H227L228 151H229L230 149H229V148H225V149H224V147H228V146H223V148H222V146H220ZM191 148H192V149H191ZM193 148H194V149H193ZM236 148H237L238 150H237ZM27 149H28V150L31 149V150H29V151L26 152L25 150H27ZM213 149H214V150L217 149L220 153L217 152V150H216V151H213ZM223 150H224V151H223ZM30 151H31V153H29ZM212 151H213V152H212ZM231 151H230V152H227V151H226V152H225V153H226L225 156H226L227 154L230 155V154H231ZM215 152L218 153V154L216 155ZM221 152H222V153H221ZM119 153H120V152H119ZM191 154H192V153H189V156H190ZM154 156H155V157H154ZM156 156H157V154L152 155L151 160H150V158H147V159H148V161H149V160L152 161L153 159H156V158H157ZM185 156H186V157H185ZM152 158H153V159H152ZM186 158H187V159H186ZM243 158H244V157H243ZM181 159H182V158H181ZM181 159H180V160H181ZM183 159H182V160H183ZM237 159H239V160L242 159V160L239 161V160H237ZM245 159H246V158H245ZM186 160L189 161V164H187V165L185 164ZM235 160H237V162L239 161L240 163L238 162L239 165H238V164H237V165L235 164V165L237 166V168L234 166L236 169H235V168L232 169ZM259 160H260V159H259ZM129 162H130V163H129ZM253 162H254V161H253ZM253 162H250V161H249L250 166H254L258 161H255L256 163H253ZM103 163H105V164H107V165H106V166H103ZM131 163H132V164H131ZM186 163H188V162H186ZM235 163H236V162H235ZM249 163H248V165H249ZM251 163H253V165H251ZM21 164H22V163H21ZM21 164H20V167L18 168L19 170L17 169V167H16L15 170H14V171L19 172L18 174H17V172H16V175H14V174H15L14 171L11 172V174L13 173V174H12V176H13L12 178H13V179L15 178V182H16L14 186H17V183L20 182L21 186H22V185H24V186L26 185V186H27V184H28L27 188H31V186L35 184V177H37V175L35 176V173H34V174L32 175V178H29V176H27V175H28V172H29L30 174H32L34 171H36V170H35L36 167L33 168V166L31 165L30 168H29V170H26V169H28V167L26 166V167L24 168V167H23V164H22V165H21ZM105 164H104V165H105ZM120 164H123L122 167H124L125 170H127V169L130 170V169H131V168H128V166H129V167H132V169L129 171V173H130L131 171L134 172V170H135V173H134L135 176H134L133 173L131 172L130 174H128V177H127V175L124 176L126 179H123V178H122V179H119L120 181L117 180V181H115V183H113L114 181H111V180H110V177H111V176H110V173L112 172L113 169H118V171L123 170V169H121L122 167H121ZM125 164H127L128 166H127V165H126L127 167L124 166ZM130 164H131V166H130ZM133 164H134V165H133ZM138 164H139V165H138ZM204 164H205V167H206V168L203 166ZM210 164H211L212 166H211ZM259 164L261 165L262 163L259 162V163H257L256 165L258 166ZM132 165H133L135 168H133ZM184 165H185V166H184ZM189 165H190V167H189ZM225 165L227 166V168L229 167V168H228L229 170H228L227 168H226L225 170L222 169V166L225 168ZM102 166H103V167H102ZM186 166H188V167H186ZM250 166H248V167H250ZM257 166H254V168L257 167ZM262 166H263V165H262ZM262 166H261V167H262ZM21 167H22V168H21ZM31 167H32V168H31ZM104 167H106V168H104ZM114 167H116V168H114ZM117 167H121V168H117ZM185 167H186V168H185ZM208 167H209L210 169H209ZM211 167H212V169H211ZM215 167H216V168H215ZM219 167H221V168H219ZM240 167H241V168H240ZM246 167H247V166H246ZM246 167H244L243 169H245ZM248 167L246 168L247 170L250 169V168L248 169ZM261 167H260V168H261ZM20 168H21V170H20ZM181 168H184V169H181ZM187 168H188L189 170H188ZM201 168H202V169H201ZM207 168L209 169V170H208V171H209L208 173H211L213 170L215 171V172L213 171V175H214V176H213L212 174H208L209 177H207V178L205 177V176H208V175H207V174H203L202 171H204L203 169H206V171H207ZM252 168H253V167H252ZM254 168H253V169H254ZM16 169H17V170H16ZM30 169H31V170H30ZM36 169H37V168H36ZM87 169H88V168H87ZM87 169H86V170H87ZM102 169H104V171H102ZM133 169H134V170H133ZM174 169H175V171L180 170V169H181V170L178 171L179 174H177L178 172L175 173V172H174ZM216 169H219V170H221V171H218V170H216ZM231 169H232V170H231ZM243 169H242V170H243ZM246 169H245V170H246ZM253 169H250V170L253 171ZM261 169H262V168H261ZM261 169H259V172H260ZM25 170H26V171H25ZM138 170H139L140 172H139ZM150 170H151V171H154L155 173H154V172H153V173H152V172L150 173ZM183 170H184V171H183ZM226 170H228V171H226ZM257 170H258V168H256V172H258ZM20 171H21V172H20ZM100 171H101L100 175L98 174L100 177H99V176L96 177L95 174H97V173L100 172ZM137 171L140 173V175L137 174V173H138ZM141 171H142V172H141ZM144 171H145L146 174L144 173ZM191 171H192V170H191ZM206 171H204V172H206ZM216 171H217V172H216ZM222 171H223V172L225 171V173L223 174ZM24 172H26L27 175H26ZM86 172H88V171H86ZM92 172H94V170H92ZM104 172H105V173H104ZM107 172H108V173H107ZM136 172H137V173H136ZM171 172H172L175 176L172 175ZM219 172H220V173H219ZM241 172H242V171H241ZM244 172H245V171H244ZM22 173H24V175H22ZM103 173H104L105 175H103ZM106 173H107V174H106ZM141 173H142V174H141ZM187 173H188V174H187ZM190 173H191V175H189ZM192 173H193V174H192ZM199 173H200V174H199ZM206 173H207V172H206ZM216 173H219V174H216ZM252 173H253V172L248 171V174H247V175L250 176V174H251V177H252ZM19 174L21 175V177H19V176H20ZM131 174H132L133 176H132ZM143 174L146 175V176H144ZM148 174L151 175V177L153 176L152 179H151V177H150ZM155 174H156L157 177L155 176ZM196 174H199V175H196ZM202 174L205 175V176H203ZM257 174H259V173H255V170H254V175L257 176ZM75 175H76V174H75ZM75 175H74V176H75ZM129 175H130V176H129ZM137 175H138V177H137ZM169 175H170V176H169ZM171 175H172V176H171ZM176 175H177V176L179 175V176L177 177ZM180 175H181V176H180ZM183 175H184L185 177H183ZM194 175H195V176H194ZM211 175H212L213 177H215V178H212ZM218 175H219V178H221V179H219V178L217 179ZM16 176H17V177H16ZM25 176H26V177H25ZM102 176H104V178H103V179H99V178H101ZM131 176H132V178H131L130 180H132L134 177H136V179H135V178H134V179L138 182V184H139L138 186H139L141 189L146 188L147 185H148V188L145 189V190L143 189V191L140 190V189H138L139 187H138L137 184H136L137 182L135 183L136 185L131 184V183L135 182L134 179L132 180L133 182L129 180V177H131ZM141 176H143V177H141ZM148 176H149V177H148ZM167 176H168V177H167ZM187 176H188V177H187ZM193 176H194V177H193ZM198 176H199V177H198ZM248 176H247V177H248ZM23 177H24V178H23ZM77 177H79V176H77ZM77 177H76V178H77ZM105 177H106L107 180L105 179ZM146 177H147V179H148V182H147V180H146ZM155 177H156V178H155ZM166 177H167V178H166ZM172 177H173V178H172ZM195 177H197V178L194 179ZM258 177H259V176H258ZM258 177H255V178H258ZM21 178H22V179H21ZM97 178H98L99 180H98ZM127 178H128V179H127ZM138 178H139V179H138ZM140 178H141V179H140ZM154 178H155V179H158V180H155ZM159 178H160V179H159ZM175 178H176V179H175ZM183 178H184L185 182L187 181L186 183H184ZM189 178H191V179H189ZM209 178H210V180L213 179V180H211V181H214V182H213L214 184H212V182H211V184L209 183V186L206 187V184L208 185V180H206V179H209ZM252 178H253V177H252ZM252 178H250V180H251ZM255 178L252 179L253 181H255V182H253L254 184H256V181H257V179L255 180ZM13 179H12V180H13ZM17 179H18V182H17ZM24 179H25L26 181H25ZM81 179H82V178H81ZM81 179H78V180H81ZM96 179L98 180V183H97V180H96ZM137 179H138V180H137ZM143 179L146 180V181H144ZM149 179H150V180H149ZM171 179H172V182H171ZM173 179H174V180H173ZM179 179H180V180H179ZM200 179H201V180H200ZM33 180H34V181H33ZM101 180H102V181L104 180V181L101 182ZM123 180L125 181V183H124ZM139 180L142 181V182L144 181L145 183L147 182L148 184L146 183V184H147V185H146V184H143L144 182H143V183L141 182L143 185H146V186L143 187L142 184L139 183V182H140ZM152 180H153V181H152ZM177 180H178V181H177ZM194 180H196V181H194ZM205 180H206L207 183H205ZM218 180H219V181H218ZM13 181H14V180H13ZM22 181H23V182H22ZM81 181H83V179H82ZM81 181H78V182H81ZM99 181H100V182H99ZM105 181H106V182H105ZM107 181H109V183H107ZM121 181H123L124 185H126L127 183H129L128 185H129V186L131 185L130 187H132V185H133V188H137V187H138L137 190H140V191H137V190H136L137 192L135 191V193L137 194V196H135L136 194H135V193L133 194L134 189L132 188L133 191L131 192L132 189H131L130 187H127L128 185L126 186V187H127V190L130 188V189H129L130 192H128V193H130V194H129V197H128V198H129L128 201H129V203H130V202H131V199H132V203H131L132 205H133V201H135L133 206H136V210H135L134 208H133L134 210H133V209H131L132 211L130 210V208H132L133 206L130 207L129 203L126 202V199H125V198H124V199H125V205H126V204H127V205H126V206H123V207H126V208H121V207H120V206H122V204H124V202H123V203L119 202V201H118V196H123V195L125 196V194H124L125 191H123V190L125 189V187L122 186L123 183H121ZM126 181H127V182H126ZM128 181H129V182H128ZM149 181H150V183H149ZM169 181H170V183H169ZM176 181H177L178 183H176ZM199 181H200V182H199ZM202 181H203V183H202ZM21 182H22V183H21ZM104 182H105V183H104ZM116 182H117V183H116ZM118 182H120V183H118ZM158 182H159V183H158ZM173 182H175V184H174ZM189 182H190V183H189ZM191 182H192V183L194 182V183H193L194 185H193ZM215 182L217 183L216 186H214V185L216 184ZM250 182L252 183V181H249L248 184H247V183L245 184L246 186L244 187V189L247 188V186L250 187V185H251ZM31 183H32V185H31ZM67 183H69V182H67ZM154 183H156L155 186H156V188H157V193H156L157 197H156V195H155V192H156L155 189H156V188L153 186ZM195 183H198V184H195ZM218 183H219V184H218ZM253 183H252V185H253ZM79 184H80V183H79ZM87 184H88V183H87ZM100 184H99V186H100ZM117 184H118V186H117ZM140 184H141V186H140ZM149 184H150V185H149ZM159 184H160V185H159ZM161 184H162V185H161ZM168 184H169V185H168ZM170 184H171V185H170ZM176 184H177V185H176ZM184 184H185V185H184ZM187 184H188V185H187ZM110 185H111V186H110ZM114 185H115V188H116V186L118 187V190L121 189V187H120L119 185L122 186V189H121V190L123 191V193H122L123 195H121V194H119V193H118V194H119V195H118V194L116 193V192L118 191L117 189H116L117 191L113 190V189H114ZM157 185H158V186H157ZM163 185H165V186H163ZM175 185H176V186H175ZM181 185H182L183 187H182ZM199 185H200V186H199ZM210 185H211V188L213 187L212 190L210 189ZM66 186H67V185H66ZM85 186H86V185H84V187H85ZM135 186H136V187H135ZM151 186L154 187V188H153L154 191H151V190H152V189H151V188H152ZM162 186H163V187H162ZM187 186H188L189 188H188ZM193 186H194V187H193ZM64 187H65V186H64ZM68 187H70V186H68ZM72 187H73V186H72ZM72 187H70V188L72 189ZM111 187H113V188L111 189ZM123 187H124V189H123ZM150 187H151V188H150ZM158 187H159V188H158ZM160 187H162V188H160ZM170 187H171V188H170ZM175 187H176V188H175ZM192 187H193V188H192ZM197 187H198V188H197ZM203 187H205V188H203ZM219 187H220V186H219ZM253 187H255V185H254ZM253 187L251 186L250 190H249V188H247V189H245V191L248 190V192H250V195L253 194V193H252L253 191H254V194H255L256 191H258V192L261 191V190L259 191L257 188H255V189L251 192V190L253 189ZM256 187H257V185H256ZM93 188H94L95 190H93ZM106 188H107V189H106ZM168 188H169V189H168ZM196 188H197V190L195 191ZM199 188H200L201 190H200ZM206 188H209V189H207V190L209 191V193L206 191ZM148 189H150V190H148ZM158 189H159V190H158ZM161 189H162V190H161ZM167 189H168V190H167ZM170 189H172V190H173V189H175V190L177 189V191L173 190V192H171ZM191 189H192V190H191ZM203 189H204V190H203ZM244 189L241 190V191L243 192V194H244V191H243ZM62 190H63V189H62ZM97 190H98V191H97ZM111 190H112V191H111ZM164 190H165L168 194H167L166 192H164ZM179 190L181 191V193H180ZM198 190H199L200 192H199ZM215 190H216V191H215ZM30 191H31V190H29V192H30ZM113 191H115V193H114ZM122 191H121V192H122ZM144 191H146V192H149V191H150V194H149V193L146 194V193H144ZM158 191H161V192H158ZM168 191H169V192H168ZM186 191H187V193H186ZM189 191H190V192H189ZM192 191H195V192H194V193H195L194 195H192V194H193ZM203 191H204V192H203ZM97 192H98V194H97ZM108 192H110V193H108ZM111 192H113V196H111L113 199L115 198L114 196H117V195H118V196L116 197V198H117V201H114V202H117V203L119 202V203H121L120 206H119L118 204H115V203H114L113 205L110 203V199H111V197H108V196H109L108 194L111 195V194H112ZM118 192H120V190H119ZM138 192H141V193H142V196H140L141 193H138ZM151 192L154 193V195L151 194ZM177 192H178V193H177ZM184 192H185V193H184ZM201 192H202V193H201ZM212 192H213V193H212ZM214 192H215V196H216V198H215L214 195H212V194H214ZM242 192H241V194H242ZM248 192H247V191L245 192V193H247V194H246L247 196L242 195L241 197L244 198L243 196H245L246 198H248V195H249ZM258 192H256V193L258 194ZM262 192H263V191H262ZM262 192H261L260 194H258L257 197H255V196L253 197L254 194L251 195V196L249 195V196H250L249 198H250V199H251L252 197H253V199L255 198V202H256V204H257L256 198H257V199L259 198V199H258V202H261V201H262V203H263L264 199L261 198V197H264V196H262V195H264V194H262ZM125 193H127V192H125ZM131 193L134 195V197L132 196ZM158 193H159V195H160V193H161V194H164V195H161L160 197H158V196H159ZM174 193H176V195H175ZM198 193H199V194H198ZM263 193H264V192H263ZM144 194H145V195H144ZM148 194H149V195H148ZM170 194H172V195H171L170 201L168 202V199H169ZM177 194H179V195H177ZM185 194H186V195H185ZM201 194L204 196V198H203V197L201 198ZM205 194H208V196H207L208 199L206 198ZM217 194H218V193H217ZM241 194H240V195H241ZM55 195H56V194H55ZM60 195H61V194H60ZM85 195H86V194H85ZM93 195H94V194H93ZM130 195H131V196H130ZM143 195H144V196H143ZM180 195H181V196H180ZM197 195H198L199 197H197ZM260 195H261V196H260ZM4 196H5V195H4ZM4 196L0 198V203H1V208H2V207H3V208L5 207V208L3 209V211H2V210H0V211H2L3 213H5V209H6V213H5L6 215H5V214L3 215V213L0 212V214H1V215H0V217H1V218H0V224H1L2 222H3V224H4V222H5L4 225H7V226H6V227L4 226L5 229L2 227L5 231H4L3 229H2V231L0 230V233L3 232V233L0 235V242H2V241L5 240V239H10L11 243L13 244V241H12V240H14V238H13V237H14V234H13V233H14V231H13L14 228H13V227H18V228H19V227L21 226V228L17 229V230L20 231V230L23 228L22 224H24V226H25V222H26V224H27L28 217H30L29 219H31L30 222H28V225L30 226L32 223L35 222V220H32V219H34V218H36V217H39V216H36V213H37V215H38V214L41 215V212H42V210H43L44 208L42 207L43 205H40V206H39V205H38V206H37V205H36V206L34 205V207H37V208H36V209H35V208H32L29 212L26 213V215L22 214V215H19V216H18V215H17L18 213H15L16 215H14V214H13V213H14L13 211H16V212L18 211L20 214H21L22 212L19 211V209H18L15 205L12 204V197H11V196H9L10 199H9V198L6 199L7 197H6V196L4 197ZM68 196H67V197H68ZM70 196H69L68 198H70ZM124 196H123V197H124ZM138 196H139V197H138ZM146 196L148 197V199H147ZM163 196H164V197H163ZM165 196H166V197H165ZM177 196H178V197H177ZM184 196H185V197H184ZM186 196H187V197H186ZM190 196H191V197H190ZM259 196H260V197H259ZM34 197L36 198L37 196H34ZM46 197H48V196H46ZM60 197H61V196H60ZM71 197H72V196H71ZM97 197H98V196H97ZM107 197L110 198L109 201H108V198H107ZM123 197H121V199H122ZM131 197H133V198H131ZM135 197H137V198H135ZM176 197H177V198H176ZM181 197H183V198H181ZM194 197H195V198H194ZM209 197H211V198L214 197V198H213V199H214V203H213V199H211V198H209ZM26 198H27V197H26ZM35 198H34V199H35ZM42 198H43V197H42ZM50 198H52V196H50ZM68 198H67V199H68ZM77 198H78V197H77ZM94 198H96V199H94ZM116 198H115V199H116ZM126 198H127V196H126ZM138 198H139V199H138ZM140 198H143L144 201H143V199H140ZM152 198L154 199V202L152 201ZM155 198L157 199V201H156ZM162 198H163V201H161ZM164 198H165V199H164ZM172 198H173V199H172ZM174 198L178 199L179 202L176 201V199H174ZM200 198L202 199V201H204V199H206V201H205V202H201V199H200ZM242 198H241V199H242ZM246 198H245V199H246ZM2 199H3V201H2ZM43 199H44V198H43ZM46 199H47V198H46ZM52 199H53V198H52ZM113 199H112V203H113ZM121 199H120V201H121ZM124 199H123V201H124ZM136 199H138V201H136ZM158 199H159V201H158ZM183 199H184V201H183ZM196 199H197V201H196ZM245 199H244V206L246 207V205L248 204V202H251L252 199H251V201H250V199H247V202H245ZM7 201H8V202L11 201V202L7 203ZM69 201H70V199H69ZM141 201H142L143 203H142ZM147 201H149V203H148ZM150 201H152L153 205H152V203H151ZM171 201H173V203H172ZM175 201H176V203H177L178 205H177L176 203H174ZM182 201H183V202H182ZM193 201H194L195 203H193ZM44 202H45V199H44ZM51 202H50V205H51ZM76 202H75V203H76ZM96 202H97V201H96ZM98 202H99V201H98ZM107 202H108L109 204H108ZM137 202H138V203H137ZM144 202H146L145 204H146L147 206L144 204ZM158 202H159L161 205H162L161 202H163L164 204L166 203L167 206H163V207H162L161 205L158 204ZM170 202H171L172 204H171ZM189 202L192 203V204L190 205ZM199 202H201V203H199ZM207 202H208V203H207ZM239 202H240L241 207H242L241 209L243 210V209H244V207H243V203H242L243 201H240V199H239ZM255 202H251V203H254V204H255ZM42 203H43V202H42ZM46 203H47V201H46L45 203H43V204L45 205ZM48 203H49V201H48ZM48 203H47V204H48ZM56 203H57V202H56ZM92 203H93V202H92ZM92 203H91V204H92ZM147 203H148V204H147ZM155 203H156V204H155ZM168 203H169V204H168ZM198 203H199V204H198ZM202 203H204V204H202ZM219 203H220V201L217 202L216 205L219 204ZM246 203H247V204H246ZM262 203H261V207H260L259 203H258L257 205L255 204V205H253V206L249 204V206H252V208H253V207H254V208L256 207L255 210H252V212H253V211H255V212H256V211H257V212H258V211H261L262 208H264V207H262ZM34 204H35V203H34ZM47 204H46V205H47ZM157 204H158V205H157ZM164 204H163V205H164ZM166 204H165V205H166ZM170 204H171V205H170ZM174 204H175V205H174ZM182 204H183V205H182ZM196 204H197V205H196ZM207 204H208V205H207ZM4 205H5V206H4ZM8 205H10V206H8ZM74 205H75V204H74ZM137 205H138L139 207L143 208V209H141V208L138 209ZM143 205L146 206V207H144ZM150 205H152V206H150ZM154 205H156L157 207H159L162 211H163L164 209H165V211H166V210H167V211L170 210L169 213L171 212V213L173 214V216H172L171 213L168 214L167 211H166L167 213H165V211H164V212H161L159 208L157 209V210L159 211V212H158L159 214L157 213V211L153 212V209H152V208L155 207L154 209H156V206H154ZM189 205H190V208L188 209ZM193 205H194L195 207H194ZM198 205H199V206H198ZM216 205H214V206H215V207H220V206H221V203H220V205H218V206H216ZM258 205H259V206H258ZM11 206H12V207H11ZM51 206H52V205H51ZM71 206L73 207V205H71V204H70V206H68V210H71V209H69V207H71ZM75 206H76V205H75ZM91 206H92V205H91ZM93 206H95L94 203H93ZM93 206H92V207H93ZM118 206H119V207H118ZM127 206H128V207H127ZM168 206H169V207H168ZM172 206H173V207H172ZM178 206H179V207H178ZM180 206H181V207H180ZM187 206H188V207H187ZM191 206H192V207H191ZM200 206H201V208H200ZM203 206H204L205 210H204ZM214 206H213V207H214ZM249 206H248L247 208H249ZM257 206H258L259 208H258ZM263 206H264V203H263ZM39 207H40V208L42 207L43 209L41 208L42 210H40ZM49 207H50V206H49ZM49 207H48V208H49ZM102 207H100V208H102ZM164 207H165V208H164ZM175 207H176V208H175ZM213 207H212L211 204H210V206H209V210H210L211 208H213ZM45 208H46V207H45ZM48 208H46V209H48ZM54 208H55V207H54ZM74 208H75V207H74ZM93 208H95V207H93ZM110 208H111V209H110ZM150 208H151V209H150ZM169 208H171V209H169ZM178 208H179V209H178ZM180 208H181V209H180ZM199 208H200V209H199ZM239 208H240V206H239ZM252 208H251V209H252ZM254 208H253V209H254ZM257 208H258V209H261V210H258ZM15 209H16V210H15ZM38 209H39V210H38ZM102 209H103V208H102ZM106 209H104V210H106ZM116 209H118V210H116ZM119 209H121V210H119ZM123 209L125 210V212L127 211L128 213H127V212L125 213V212L123 211ZM126 209H127V210H126ZM128 209H129V211H128ZM144 209H145V210H144ZM147 209H150V211H152L153 214H152V212H150V211L147 210ZM173 209H174V210H173ZM175 209H176V210H175ZM177 209H178V210H177ZM182 209H183V212H181ZM190 209H191V210H190ZM197 209H198L199 211H203V210H204V212H201L202 214L199 213V211L196 212ZM215 209H216V208H213V210H215ZM245 209H246V208H245ZM32 210L35 211V213H33ZM51 210H56V209H53V207H52ZM77 210H78V211H77ZM87 210H88V208H87ZM114 210H115V211H114ZM195 210H196V211H195ZM206 210H207V211H206ZM213 210L211 209L210 212L213 211ZM246 210H247V209H246ZM246 210H245V211H246ZM7 211H10V213H7ZM36 211H38V212H36ZM39 211H41V212H39ZM48 211H49V209H48ZM48 211L46 210V212H48ZM56 211H57V210H56ZM56 211H55V213H56ZM122 211H123V213H124V214H123L124 216H126V215L128 214V216H126V218H127V220L129 221L130 226H132V227H129V223H128V224L123 223V222H125V221H126V223H127L128 221L126 220V218H122V216H123V215H122ZM138 211H139L140 213H139ZM141 211H143V212H141ZM145 211H146V214H147L148 216H147V215H146V216L143 215V214H145ZM173 211H174V212L176 211L175 213H176L177 215L174 214ZM179 211H180V212H179ZM187 211L192 212V214L188 213ZM247 211L249 212L250 209L247 210ZM11 212H12V213H11ZM46 212H44L45 214H44V217H43V219L45 218V219H44L45 221L43 220V222H46L45 224L48 223V219L46 220V217H45L46 215H48V214H46ZM52 212H54V211H51V212H50V215H51ZM58 212H59V211H58ZM58 212H57V213H58ZM115 212H116V213H115ZM195 212L198 214V216H196L197 214H196ZM205 212H207V213H205ZM30 213L33 214V216H31ZM84 213H85V212H84ZM87 213H88V211H87ZM120 213H121V215H120ZM129 213L131 214V216H130ZM137 213H139V214L136 215ZM142 213H143V214H142ZM150 213H151V215H152L154 218H153L151 215L149 216ZM155 213H157V214H155ZM194 213H195V214H194ZM204 213H205V215H203ZM28 214H29V215H28ZM34 214H35V216H34ZM42 214H43V212H42ZM52 214H53V215H57V214H54V213H52ZM106 214H107V215H106ZM125 214H126V215H125ZM133 214H134V215H133ZM140 214H141V215H140ZM160 214H161L162 217L164 216V219H165V216H167V215H169V217L167 216V217H166L167 219L164 220V219L161 218ZM178 214H179V215L182 214V216H181V215L179 216ZM189 214L191 215L192 218L189 217V216H190ZM193 214L195 215V217H194ZM23 215L25 216V218L27 217V219H25ZM27 215H28V216H27ZM53 215L51 216V217H53L52 219L49 218V216L47 217V218L51 219V221L49 220V222H51V225H55V224H53V223L55 222V219H54V218H55L56 216H53ZM104 215H106V216H104ZM115 215H116V216H115ZM154 215L156 216V218H157V217H158V218L155 219V216H154ZM184 215H185V217H184ZM187 215H188V216H187ZM199 215H200V217H199ZM42 216H43V215H41V217H42ZM89 216H90V217H89ZM120 216H121V217H120ZM129 216H130V217H129ZM135 216H138V217H135ZM143 216H144V217H143ZM159 216H160V219H159ZM175 216H178L179 218H176ZM19 217H21L20 221L17 220V219H19ZM22 217H23V218H22ZM41 217H39V218H41ZM112 217H113V218H112ZM116 217H117V218H116ZM131 217H133V218H131ZM145 217H146V218H145ZM147 217H148L149 219H148ZM170 217H171V218L175 217V219L173 218L174 220L170 219V220L168 221V222H170L171 224L167 222L168 218H170ZM181 217H182V218H181ZM197 217H199L198 220H197L198 223H197L196 221H194L193 223H194L195 225L197 224L198 226H197V225H196V227L193 226V229H194V231H193V229L191 228L193 223H190V222L193 221V218H196V219H197ZM10 218H11L13 221H12ZM16 218H17V219H16ZM39 218H37V219L40 221ZM78 218H79V217H78ZM81 218H80V219H81ZM92 218H93V217H92ZM108 218H109V217H108ZM129 218H130V219H129ZM138 218H139V220H141V221H139ZM151 218H152V219H151ZM180 218L183 219V220H181ZM185 218H187V219H185ZM190 218H191V219H190ZM23 219H25V222H23V221H24ZM37 219H36V222H35V223H36V225H37V228L39 229V228H41V225L44 226V223L42 222V223H43V224H42V223L39 222V223L41 224V225L39 226V225H38L39 223L37 224ZM53 219H54V220H53ZM98 219H97V220H98ZM109 219H110V218H109ZM120 219H121V220L124 219L125 221H124V220L121 221ZM131 219H132L134 222H133ZM134 219H136V220H134ZM158 219H159V220H158ZM161 219H162V220H161ZM178 219H179L180 223H179V221H177ZM196 219H194V220H196ZM8 220H9V221H8ZM16 220H17V221H16ZM52 220H53V223H52ZM70 220H71V221H74L73 223H76V222H77V224H78L80 227H78L77 224H73V225H75L77 228H80L81 230H78V229L75 230L76 228H75V226H74V228H75V229L73 228V229H74V232H73V230H72L73 234L69 233V231L71 232V228L73 227L72 222H71V223H70V224H71V225H70L71 227H70V229H69V222H70ZM97 220H96V221H97ZM117 220H118V221H117ZM148 220H149V221H148ZM152 220H153V221H152ZM155 220L158 221V222H156ZM163 220H164V222H162ZM185 220H186L187 224H186ZM189 220H190V222H189ZM191 220H192V221H191ZM7 221H8V222H7ZM11 221H12V222H11ZM31 221H33V222L31 223ZM41 221H42V219H41ZM88 221H89V222H88ZM106 221H107V222H106ZM130 221H131V222H130ZM136 221H137V222H140V223H136ZM144 221H146V222H144ZM150 221L153 222L154 224L151 223ZM154 221H155V222H154ZM160 221H161L164 225L167 223V224H166V228H165V227H162V226H164V225H163ZM165 221H166V222H165ZM174 221H175V222H174ZM176 221H177V222H176ZM199 221H200V222H199ZM10 222H11V224H10ZM17 222H18V223H17ZM19 222H20V223L23 222V223L20 224ZM59 222H58V223H59ZM119 222H122V224H121V223L119 224L120 227H121V228H119V229H121V230H123V231H121V230L119 231V230H118V227H119V226L117 227V225H118ZM172 222H173V225H174L175 227L172 225ZM181 222H182V223H181ZM6 223H7V224H6ZM30 223H31V224H30ZM90 223H91V222H90ZM105 223L108 224V225H106ZM112 223H114V225H113ZM116 223H117V224H116ZM134 223H135V224H134ZM145 223H147L146 226H145ZM150 223H151V224H150ZM157 223H158V224H157ZM159 223H161V225H160ZM176 223H177V224H176ZM184 223H185V224H184ZM189 223H190V224H189ZM3 224L0 225V228H1V226H2ZM91 224H92V223H91ZM103 224H104V226H103ZM109 224H112V227H111V225H109ZM131 224H132V225H131ZM136 224H137V226H134V225H136ZM139 224H140L141 226H144V227H139ZM142 224H144V225H142ZM155 224H156V228H157V229H158L159 226H160L159 228L162 227L160 230L158 229L159 231H158V232L156 231V233L159 234V235L162 234V235H164L163 237H165L166 239H168V243H170L168 246H166L168 243H167V241L162 237V235L159 236V235L155 234L156 238L153 239V238H154V230H155L154 225H155ZM181 224H183V225H181ZM194 224H193V225H194ZM203 224H204V223H203ZM82 225H83V224H82ZM85 225H86V226H85ZM92 225H93V224H92ZM123 225H125L126 227L123 226ZM151 225H152L153 227H151ZM157 225H159V226L157 227ZM169 225H170V226H169ZM176 225H177V226H176ZM184 225H185V226H184ZM8 226L11 227V228H9ZM34 226H35V224H34L33 226H31L30 229H32V227H34ZM45 226H46V225H45ZM47 226H48L47 229H49L50 227H53V226H50V223H49ZM57 226L60 227V224H58ZM57 226H56V227H57ZM63 226H64V227H63ZM107 226H108V227H107ZM114 226H115V227H114ZM148 226H149V227H148ZM167 226H168V228H167ZM187 226H188L189 228H188ZM25 227H26V226H25ZM25 227H24V228H25ZM56 227L54 226L52 229H49V230H51V232H52L53 229L55 230V232L57 231V232H56V233H57V234H56V235H57V238L55 239L56 242H58V243L60 242L59 240H60L61 236H63V238H65V239H66V238H67V239L69 238V237H67L68 235L66 236V234L64 233V232H65L64 230H62V229H58L59 227L56 229ZM89 227H90L91 229H89ZM113 227L116 228L117 231H116V229L113 230V229H114ZM122 227H123V228H122ZM127 227H129V228H127ZM135 227H137L138 229H139V228H141V229H139V230L137 231V228H135ZM170 227H172V228H170ZM180 227H181L183 230L180 229ZM197 227H198V228H197ZM8 228H9V229H12V230H8ZM26 228H28L27 231H26V233L29 231V232H28L29 234H28V233H27V234L25 233V230H26V229L24 230V233L27 235V237H28V235H29V238H28V239L30 240V242H31L32 237L38 239V236H39V235H38L37 233L40 234V231L38 232V229L34 228V229H36V230H34V229L32 230V231H34V233L37 234V237H36V234H35L34 236L31 235L32 232L30 231L29 227H26ZM60 228H61V227H60ZM109 228H110V229H109ZM112 228H113V229H112ZM125 228H126V229H125ZM132 228H133V230H132ZM134 228H135L136 232H133V231H134ZM145 228H146V230H144ZM150 228H153V229H150ZM173 228H174L175 230H174ZM184 228H185V229H184ZM186 228H187V230H186ZM43 229H46V228H45V227H44V228L42 227V231H43ZM47 229H46V230H47ZM111 229H112L113 233L115 232V234H112ZM127 229H128V230H127ZM130 229H131V231H132L133 233H136V234H137V238H138V237H140V238L136 239V236H135L136 234L134 235L133 233H131V231H129ZM148 229H149V232H148ZM157 229H156V230H157ZM164 229H167L168 232H164V233H163V231H167V230H164ZM169 229L173 230L172 233H171V230H169ZM177 229H178V230H177ZM189 229H190V231H191V232L189 231V232L191 233V235H192V233H193L192 236H190L189 232H187ZM191 229H192V230H191ZM17 230H16V228H15V231H16V232H17ZM46 230H45V233H44V234H43V232H41V234L45 235V234L48 233V234L50 235V237H49V235H47L48 238H44V236H43V238H44V240L47 239V242H48V240L50 241V242H48V243L46 242V246H49V244L51 245V243H52L53 246H52V245L50 246V247H52V248H51L50 250H49L50 247L48 248V250L45 249L46 246H45V245L43 246V244H42V243L45 244V242L42 241L43 239H42V235H41V234H40V237H41V238H40V237H39V238H40L41 241H42V243H41V241H40L41 247H44V250H47V251L42 250L43 248H42L41 250H36L37 248H38V249L41 248L39 243L33 242V241L36 240V239H34V240L32 239V240H33V241H32L33 243L31 242V244H29V241H28L27 238H25V240H27L28 243L23 239V237H22L23 234H22V235H19V237L22 238L23 241H22L19 237H18V239H17L16 234H21V233L23 232V229H22V232H21V231H20V232H17V233L15 232V238H16L17 241L14 240V242H16V244L14 243L13 245H16L15 248H16L17 245H18V249H17V250H20V251H21V246H22V248H23V247L25 248V249L23 248L24 250L22 249V251H23L22 255H23V254H24V255H23V256L21 255V257L19 258L20 261L22 260L21 258L23 257V260H24L23 262H25L26 264H28V263H29V264H33V262L35 263V261H33V259H35L36 261H37V260L39 261V260H41L44 256H45L44 259H45L46 261H47V259H49V260L52 259V260H53L54 257L52 258L51 255L54 256L55 254H51L50 251L52 252V251H53V250H52L53 248H57V247H55V246H58V244H57L56 242L53 241V239L55 238V235H51V234H55V232L50 233V231L48 232V230H47V233H46ZM54 230H53V231H54ZM59 230H60V233L63 232V234H62V233L60 234V233L58 232ZM124 230H125V231H124ZM140 230H142V231H140ZM151 230H153V231H151ZM162 230H163V231H162ZM181 230H182V231H181ZM185 230H186V231H185ZM9 231H10V232H9ZM35 231H37V232H35ZM67 231H66V233H67ZM126 231H127V232H126ZM143 231H144V232H143ZM145 231H146V232H145ZM192 231H193V232H192ZM5 232H6V233L8 232V234H6ZM12 232H13V233H12ZM81 232H82V233H81ZM89 232H91L90 235L88 234ZM100 232H101V234H100ZM104 232H105V234H104ZM108 232H109V233H108ZM121 232H122V233H121ZM128 232H129V234H128ZM138 232H139V234H138ZM152 232H153V233H152ZM160 232H161V233H160ZM186 232H187V233H186ZM195 232H196V233H195ZM58 233H59L60 235H59ZM102 233L104 234V236H103ZM120 233H121V234H120ZM130 233H131V234H130ZM143 233H145L146 236H143ZM148 233H149V236H150V237L147 236ZM150 233H151L153 236H151ZM174 233H175V234H174ZM177 233H179V234H177ZM180 233H181V234H180ZM4 234H5V235H4ZM9 234H10V236H9ZM12 234H13V235H12ZM32 234H33V233H32ZM80 234L76 232V236H74V239H75V237H76V238L79 237V236L81 237ZM99 234L102 235L103 238H102ZM116 234H118V237H119V238L117 237ZM126 234H128V235H127L128 237L126 236ZM132 234H133V236H132ZM140 234H141V235H140ZM169 234H170V235H169ZM171 234H172V235H171ZM184 234H187V235H184ZM3 235H4V237H3ZM6 235H7V238H6ZM26 235H25V237H26ZM64 235H65L66 237H65ZM123 235H125V237H124ZM130 235H131V236H130ZM181 235H183V236H181ZM11 236H13V237H11ZM23 236H24V235H23ZM30 236H31V237H30ZM47 236H45V237H47ZM52 236L54 237L53 239H52ZM58 236H60V238H59ZM87 236H88V237H87ZM93 236H94V237L96 236V237H98V238L100 237L99 240H100L101 242L104 241L105 243H104V242L99 243V241H98L97 239L94 240V242H91L93 239L96 238V237L94 238ZM106 236H107L109 239H107ZM111 236H113V237L111 238ZM158 236L160 237L159 239H161V238H163V239H161V241L158 240V239H157ZM180 236H181V237H180ZM188 236H189V237H188ZM194 236H195L196 238H194ZM10 237H11V238H10ZM80 237H79V238H80ZM90 237H92V238L90 239ZM105 237H106V239H104ZM115 237H116V239H115V241H114L113 238H115ZM120 237H122V239H121ZM126 237H127V238H126ZM129 237H130V238H129ZM133 237H134V238H133ZM146 237H147V238H146ZM172 237H173V238H172ZM174 237H176V238H174ZM182 237H183V238H182ZM30 238H31V239H30ZM58 238H59V240H57ZM63 238H62V241H63ZM88 238H89V239H88ZM124 238H125V240L128 239V238H129V239H128L127 241H123ZM131 238H133V240L136 239V241L138 240V242H139V241H140V242L143 241L142 243H144V241H145V243H146V242L148 243V242H150L149 239H151L152 241H151L150 243H148V245H150V247H148L147 244H146V247H148L147 249H150V248H151V249H150V250H147V249L145 250V248H146V247H145V243H144V245L141 243V245H143V246H141L138 242L136 243V241H133ZM142 238H143V239H142ZM148 238H149V239H148ZM169 238H170V240H169ZM184 238H186L187 240L184 239ZM11 239H12V240H11ZM51 239H52V240H51ZM71 239H72V241H73V243H74L73 238H71ZM71 239H70V240L68 239V241L70 242ZM86 239H87V240H86ZM119 239H120V240H119ZM145 239H147V240H149V241H147V240H145ZM156 239H157V241H156ZM179 239H180L181 241H180ZM1 240H2V241H1ZM19 240H20V241H19ZM75 240H76V242H77V240H79V241L77 242V243H79V242L81 241V238H80V239L77 238V239H75ZM105 240H106V241H105ZM109 240H110V242H109ZM117 240L120 241V244H119V242H118ZM121 240H122V241H121ZM130 240H131V241H130ZM162 240H164L166 243L163 241V244H164V245H161V247H160L159 244L162 243ZM171 240H172V241H171ZM174 240H175V241H174ZM24 241H25V242H24ZM38 241H39V240H38ZM38 241H37V242H38ZM45 241H46V240H45ZM52 241H53V242H52ZM85 241H86V242H87V241H90L91 244H90V243H87L88 245H87L86 243L84 244ZM96 241H98V243H97ZM112 241H113V242H112ZM128 241H129V244H128ZM159 241H160V242H159ZM169 241H170V242H169ZM183 241H184V242H183ZM19 242H20V244H19ZM76 242H75V245H77ZM108 242L110 243V245L107 247ZM114 242H115V243L118 242V243H117L118 246L114 247V246H113V245H115ZM121 242H123V243H121ZM131 242L134 243V244L136 243L135 246H134V244H132ZM153 242H156L157 244L159 243L158 246L160 247V249H162L163 247H164V248H163L162 250L159 249V250L157 251V248H159V247L157 246L156 243H153ZM23 243H26V245L23 244ZM34 243H36L37 245L39 244V247H36L37 245L35 246V247H36L35 252H37V251L40 252V251H41L40 254H43L44 252H46V253H45V255L43 254V256L41 255L42 258H40V259L38 258V257H40V254H39V253H38V255L35 254V255L37 256L38 259H37L36 257H34L35 255H34L33 257H32V255H31L32 259H30V260H32V261H30L29 259H28V260L25 259V257L29 258V256H30V255L28 256L26 253H29V254L34 253V252H33V249H34V246H33V245H34ZM53 243H54V244H53ZM151 243H152V244H151ZM181 243H180V245H182ZM22 244H23V245H22ZM32 244H33V245H32ZM47 244H48V245H47ZM55 244H57V245H55ZM89 244H90V245H89ZM99 244H102V245H99ZM103 244H104V245H103ZM112 244H113V245H112ZM121 244H122V245H121ZM127 244H128V246H127ZM130 244H131L132 246H131ZM138 244H139V247H140V246L142 247V249L145 247L143 250H141L142 252H143V251H144V252L147 251V252H145V253H146L145 258L142 257V256L145 254L144 252H143V253H141V252L138 253V252L140 251V249L138 250V249L136 248V246H137ZM154 244H156V245H154ZM165 244H166V245H165ZM27 245H31V247L33 246V249H31V250H32V251H31L32 253L29 252L30 250L27 248V247H28ZM75 245H73V246H75ZM84 245H85V247H84ZM86 245H87V247H86ZM119 245H121V249H120V246H119ZM124 245H126L127 247H125ZM129 245H130L131 247H130ZM151 245H154V247H151ZM170 245H171V246H170ZM19 246H20V247H19ZM26 246H27V247H26ZM78 246H79V245H77L76 248H77ZM80 246H81V245H80ZM102 246H103V247H102ZM156 246H157V248H156ZM11 247H12V246H11ZM31 247H29V248H31ZM81 247H82V246H81ZM81 247H79V248L81 249ZM109 247H110V248H113L114 250H113V249L111 250ZM117 247H118V248H117ZM124 247H125V249H124ZM129 247H130V249H129ZM132 247H135L136 249H135V248H132ZM165 247H166V248H165ZM15 248L12 247V248H10V250L12 249V252H13V250H14V251L16 250ZM46 248H47V247H46ZM91 248H92V246H90L89 249H91ZM95 248H96V249H95ZM108 248H109L110 250H109ZM122 248H123V249H122ZM155 248H156V249H155ZM168 248H171V250L168 249ZM26 249H28L29 251L26 250ZM77 249H78V248H77ZM77 249H75L74 251H73V249H72L73 252H69L70 250L67 251V252H69L70 257L68 256L69 254L67 255V252H66V254H65V253H64V254H63V253H60V255H61V254H62V255H65V256L67 255V256H66L67 258H66L65 256H63V257H65V258L60 257V256H58L59 254H58V255L56 254L57 256L55 255L56 257H55L54 259L57 261V260H58V257H59L60 259L63 258V259L65 260V264H76L75 262H76V260H77V258H78L79 253H80L79 251L83 250V249H81V250H80V249L77 250ZM117 249H118V250H117ZM119 249H120V250H119ZM126 249H127V251L125 252L124 250H126ZM128 249H129V250H128ZM132 249H134V250H132ZM152 249H153V250H154V249L156 250V251L154 250L155 253H153V250H152ZM25 250H26V253H25ZM76 250H77V253H76ZM85 250H86V249H85ZM85 250H84V251H81V253H82V252H83V253H84V252H86V253L89 252V251H87V250L85 251ZM105 250H107V255L104 254V253H106ZM122 250H123V251H122ZM131 250L134 251V252H135V250L137 251L136 254H137V256H138V254L140 255V256H138V259H139L141 262L138 263L139 260H138V259H137V261L135 260V259L137 258V256H136V254H135V256H134V255H133L134 252H132ZM163 250H169V251H171L173 254H171V253L169 254L168 251H163ZM110 251H112V253H113V251L116 253V255L113 253L115 256L111 253V254L115 257V258H113V260H112V257H113V256L110 254ZM121 251H122V252H121ZM151 251H152V252H151ZM15 252H16V251H15ZM15 252H13V253L15 254ZM17 252H18V251H17ZM17 252H16V254H17ZM48 252L50 253V254L48 255L49 258H46V254H47ZM54 252H55V251H54ZM90 252L92 253V249H91ZM118 252H119V253H118ZM120 252H121L122 254H124V253H125V254L122 255ZM123 252H124V253H123ZM130 252H131V253H130ZM149 252H150V254H151L152 257L155 256V254H159V255H160V252H161V254H163V255H165V256L161 255L162 258L159 257V255H157L158 258L155 256L156 259H157V260H156L157 263H156V262H154V261H155V260H154L155 257L151 258V256L148 255ZM157 252H158V253H157ZM163 252H165V253H163ZM166 252H167L169 255L166 254ZM175 252H176V251H175ZM55 253H56V252H55ZM71 253H73V255H72ZM75 253H76V254H75ZM86 253H84V254H85V258H86ZM101 253H102L103 255H101ZM108 253L110 254L109 256H108ZM127 253H130L131 256H134V257H133L134 259H131L132 257H130V255L127 256V255H128ZM182 253H184V254H182ZM16 254H15L14 256H17ZM18 254H19V253H18ZM20 254H21V252H20ZM74 254H75V255H74ZM118 254L121 256V257L119 256L120 259L118 258L119 261H118V259L116 258V257H118ZM185 254H186V255H185ZM26 255H27V256H26ZM87 255H88V253H87ZM94 255H95V256H94ZM141 255H142V256H141ZM147 255H148L149 259H148V257H146ZM170 255H171V256H170ZM184 255H185V256H184ZM24 256H25V257H24ZM73 256H74L75 258H74V261H72L73 263H71L70 261L73 260ZM101 256H102V257H101ZM106 256H107V258H106ZM110 256H111V257H110ZM123 256L126 257V258L123 259V258H124ZM166 256H168L169 258L166 257ZM181 256H183V257H186V256H187L186 259H187V258H188V259H187V260H186V259L183 260V257H181ZM189 256H191V258H190ZM18 257H19V256H18ZM68 257H69V258H68ZM81 257H83L82 254H81V256L79 255V258H78L77 262H79L80 264H82V263H86V259H84V257L82 258V260H85V262H82V260H79V259H81ZM99 257H98V258H99ZM103 257H105L104 261H103V259H102ZM109 257H110L111 259H109ZM122 257H123V258H122ZM129 257H130V258H129ZM140 257H141V258H140ZM163 257H165V258H163ZM170 257H171V258H170ZM50 258H51V259H50ZM71 258H72V259H71ZM128 258H129V259H128ZM159 258H160V262H158V261H159V260H158ZM175 258H176V259H175ZM181 258H182V259H181ZM189 258H190V259H189ZM17 259H18V258H17ZM88 259H89V262H90V258H89V257H88ZM107 259H109V260H107ZM121 259H123V260H121ZM126 259H127V261H126ZM141 259H142V260H141ZM143 259H146V262H145V263H143ZM150 259H151V261H150ZM7 260H8V259H5V260L3 261V262H5V263H3V264H12V263H9L10 261L8 262ZM15 260H16V259H15ZM26 260L29 261V262L27 263ZM42 260H43V259H42ZM42 260H41V264H42V262L44 261V260H43V261H42ZM49 260H48V261H49ZM52 260H51V261H52ZM55 260H54V262H51V261H50L49 263H48V261H47V262L44 263V264H47V263H48V264H53V263H54V264H61V262H62V259H61V261H59L58 263H57V262L55 263ZM66 260H69V261L66 262ZM99 260H100V261H99ZM101 260H102V261H101ZM105 260H106V261H105ZM111 260H112V262H110ZM115 260H117V262H116ZM124 260H125V261H124ZM130 260H131V261H130ZM132 260H134L133 263H132ZM148 260H149V262H148ZM162 260H164V261H162ZM182 260H183V261H182ZM188 260H189V261H188ZM93 261H91L90 263L92 264ZM107 261H108V262H107ZM114 261H115V263H113ZM144 261H145V260H144ZM161 261H162V262H161ZM12 262H14V261L12 260ZM68 262H69V263H68ZM135 262H137V263H135ZM186 262H187V263H186ZM192 262H193V261H192ZM192 262H190L189 264H196V263H192ZM14 263H15V262H14ZM25 263H24V264H25ZM79 263H77V264H79ZM105 263H103V264H105ZM129 263H128V264H129ZM15 264H19V263L16 262ZM20 264H22V261H21ZM35 264H37V263H35ZM86 264H87V263H86ZM88 264H89V263H88ZM95 264H96V263H95Z\"/></svg>",
	"mask_w": 264,
	"mask_h": 264
}]
</instances>
